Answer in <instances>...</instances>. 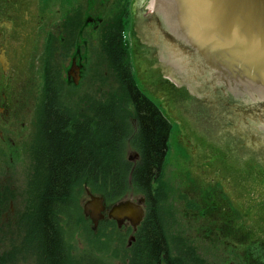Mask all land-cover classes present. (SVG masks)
<instances>
[{"label":"trees","instance_id":"1","mask_svg":"<svg viewBox=\"0 0 264 264\" xmlns=\"http://www.w3.org/2000/svg\"><path fill=\"white\" fill-rule=\"evenodd\" d=\"M89 1L63 0L62 6L79 9L80 23L85 10L103 19L98 59L113 74L114 86L91 102L87 98L83 108H65L59 101L62 84L58 87L50 62L55 46L43 47L42 76L50 91L43 95L30 149L26 204L17 221V262L21 257L27 264H111L109 260L120 257L124 233L107 219L94 230L82 214L79 201L89 192L102 197L106 207L130 195L147 200V218L135 234L129 262L121 257L119 264H208L192 247L190 253L181 252L184 242L164 221L163 172L171 126L135 83L121 35L130 0ZM128 148L139 155L134 164L126 158ZM78 231L87 249L74 253L69 239ZM92 238L101 243L94 261L89 258ZM114 241L118 248L112 246Z\"/></svg>","mask_w":264,"mask_h":264},{"label":"rangeland","instance_id":"2","mask_svg":"<svg viewBox=\"0 0 264 264\" xmlns=\"http://www.w3.org/2000/svg\"><path fill=\"white\" fill-rule=\"evenodd\" d=\"M12 1V0H10ZM22 5L25 11H32L31 40L32 46V69H31V110L27 111L26 122L31 120L29 143L24 160L14 156L20 168L17 171L16 195L12 197L16 213L24 209L26 204L25 184L28 180L32 165L31 150L32 143L37 134L36 121L43 95L47 90L42 76L45 49L37 45L36 32L38 25L48 27L56 24L61 12L66 11L63 0H49L41 3V0H14V3ZM148 1V0H144ZM91 1L85 0V3ZM97 3V2H96ZM16 11H24L19 9ZM42 10V11H39ZM60 11V13H59ZM59 13V15H58ZM128 29L125 33L129 49V59L134 67V79L141 92L159 109L168 120L171 130L167 143V154L163 172V182L166 186L165 201L161 204L164 221L171 230L181 233L183 237L192 240L191 247L201 253L206 262L214 264H234L230 260L235 255L228 251L232 244L239 250L237 259L240 263L248 262V251L251 241L257 239L262 241L264 250V164L260 159L236 156L228 154V149H217V143L196 131L183 94L168 92L166 68L157 69V63L145 60L144 32L141 23L142 3L141 0H132L128 11ZM44 14L46 20L43 24ZM46 14V15H45ZM40 20V21H39ZM26 21V20H25ZM39 22V24H38ZM138 43H141L138 46ZM28 42L16 46L17 50L25 53ZM135 47H140L141 51ZM100 45H95V56L91 58V70L79 85L69 86L65 81V69L69 66L68 59H61L59 47L53 48L50 62L53 67L55 78L62 89L60 90V103L66 107L83 108V101L89 98L91 102L101 92L107 91L114 86L113 74L106 69V64L98 59ZM74 65V64H73ZM84 67L86 65L84 64ZM49 86V85H48ZM47 90V91H46ZM15 98V97H14ZM15 101L17 99L15 98ZM30 150V151H29ZM128 150H133L128 148ZM12 167L4 166L0 170V176L12 175ZM79 201L80 209L88 200L85 192ZM138 196V197H137ZM129 199H139V195H130ZM199 204L194 208V204ZM19 217L17 216V219ZM234 218L236 219L234 221ZM19 221V220H18ZM6 231L1 251L5 254L11 264H27L21 257L17 262L12 260L10 251L17 244L16 234L13 229ZM120 233H124L120 230ZM112 238L109 236L108 239ZM114 240V239H113ZM228 241L226 244L225 242ZM125 241H123L124 243ZM216 242V243H215ZM69 244L74 253H80L87 249V243L83 236L76 232ZM92 250L89 253L91 260H96V249L101 246L100 242L92 238ZM118 241L112 246L118 248ZM215 244V245H214ZM118 250V249H117ZM110 253V251H109ZM120 257L109 260L111 264H119L123 252L118 253ZM230 259V260H228Z\"/></svg>","mask_w":264,"mask_h":264},{"label":"water","instance_id":"3","mask_svg":"<svg viewBox=\"0 0 264 264\" xmlns=\"http://www.w3.org/2000/svg\"><path fill=\"white\" fill-rule=\"evenodd\" d=\"M141 3L142 13L149 7L158 11L168 30L178 42H183L181 45L175 42L176 49L174 41L166 37L170 42L163 44V35L154 26L149 29L143 26L145 60L159 64L168 57L178 68L183 66L186 76L182 71L172 73L166 69L167 79L174 83L167 80L168 92L183 94L196 131L216 142L217 149L260 159L264 164V0H141ZM185 77L191 82L188 90L191 96L184 92ZM202 82L208 84L206 91L213 87L234 91L230 93L237 99L234 104L237 120L222 109L225 101L218 94L198 92ZM73 83L77 84L76 78ZM197 92L208 103L201 104L200 98H194ZM88 197L82 213L93 229L106 212L117 228L128 223L135 230L142 219L143 199L136 203L122 200L106 209L103 198L89 193Z\"/></svg>","mask_w":264,"mask_h":264},{"label":"flooded vegetation","instance_id":"4","mask_svg":"<svg viewBox=\"0 0 264 264\" xmlns=\"http://www.w3.org/2000/svg\"><path fill=\"white\" fill-rule=\"evenodd\" d=\"M92 3H95V0H93ZM18 5L19 4L14 3V0H0V170L1 168L3 169L4 166H10L13 171L11 176L8 174L0 176V240H3L6 233V231L3 230L4 226L8 227L9 230L13 229L16 234V224L19 220V218L17 219V216L20 217L23 213V210L16 213L12 199V197L16 195V174L20 168V164L16 163L14 156L19 155L24 160L28 145L23 147V144L29 143L27 137L30 139L31 134L29 129L31 120L26 122L25 119L27 118V111L31 110V69L33 54L32 49L29 50L28 48L29 46H32V11H25L26 8L22 5L21 1L19 9H24V11H16ZM77 10L79 11V9H67L61 13L59 11L60 15L58 13L59 17L56 24H49L48 27L38 25V30L36 32V49L37 45L42 49L43 47L52 44L51 46L59 47L60 51L58 54L61 55L59 58L68 59L69 66L65 72V78L69 81V85H72L73 83L72 78L78 79L79 84L84 80L86 72L91 64V58L92 56H95L94 47L97 42L100 45L102 40V36L98 37L97 35L99 33V27L103 24V19L100 15L94 16L88 13L89 10H85L81 16L80 23V15L77 14ZM90 11L95 10L92 9ZM43 15L44 14H40L39 17ZM41 19H43L44 24L46 20L45 16ZM140 19V25L145 26L148 29L154 26L156 32L163 35V41L166 43L170 42L166 37L172 39V35L168 33V28L158 11L148 10L146 13H141ZM125 25L128 26L127 21L125 22ZM125 25H123L121 35L123 43L127 44L125 36L127 30L125 29ZM162 26H164L166 31ZM24 41L28 42V47L23 54L22 51L17 50L16 46L18 42L21 46ZM140 45L141 43H138V46ZM185 47L188 48L187 46ZM135 48L141 51L140 47ZM84 64L86 67H84ZM162 67L169 66L166 62H162L158 65L157 69H161ZM68 74L71 77L69 80L67 79ZM209 83L211 82L209 81ZM189 84H191V82H189ZM188 86L187 83H184L185 93L191 96V93L187 88ZM206 86H208V84H205L204 82L201 83L200 87L198 86L200 92L204 95L207 93L204 88ZM209 91L218 94L221 99L225 101V103L222 104V109L230 115L231 119L233 116L237 120V108L234 107L237 99L232 95L234 94V91L225 88H218L216 90V87L211 88ZM230 92H232V94ZM14 97L17 101H15ZM196 97L197 95L194 94V98ZM200 101L203 103V97ZM248 113L252 115L250 110ZM253 149L254 148H252V150ZM126 156L131 164H134L139 160V155L135 150H128ZM139 199H143V202L141 203L143 210V218L141 222L135 230H133L128 223L124 224L122 228L125 236L123 256L126 263L129 262V249L137 241L135 234L139 228H143V221L147 218L148 214V204L145 196H139ZM174 236L178 237L185 244L182 249L180 248L181 252H186L188 250L190 253L191 242L193 241L185 238L186 236L183 237L181 233H177L176 231H174ZM225 243L227 244L228 241ZM262 244V241L257 239L251 241L248 251V262L244 261L240 263L238 261L237 256L242 255V253H239L235 244H232L230 249L225 251L236 256L234 260L228 259L234 262V264H264V250ZM2 246L3 242H0V264H11L6 253L4 254L1 251ZM182 254L186 255V253ZM197 254L199 257L205 259L201 253L198 252ZM9 256L12 260L15 258L16 261L17 253L14 246L12 247ZM226 261L227 260H225L223 264Z\"/></svg>","mask_w":264,"mask_h":264},{"label":"bare ground","instance_id":"5","mask_svg":"<svg viewBox=\"0 0 264 264\" xmlns=\"http://www.w3.org/2000/svg\"><path fill=\"white\" fill-rule=\"evenodd\" d=\"M33 236H35V235H33ZM145 250H147L145 247H144V250L143 251H145ZM60 252V251H59ZM93 264H98V263H93Z\"/></svg>","mask_w":264,"mask_h":264}]
</instances>
